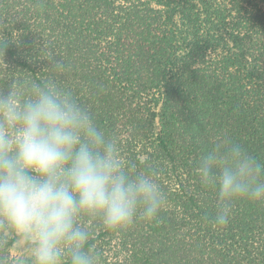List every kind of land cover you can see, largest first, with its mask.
<instances>
[{
  "label": "trees",
  "instance_id": "obj_1",
  "mask_svg": "<svg viewBox=\"0 0 264 264\" xmlns=\"http://www.w3.org/2000/svg\"><path fill=\"white\" fill-rule=\"evenodd\" d=\"M53 77L167 194L152 223L96 222L101 264H264V204L213 228L217 191L196 173L223 134L264 161V0H0V89ZM16 242L0 227L3 264Z\"/></svg>",
  "mask_w": 264,
  "mask_h": 264
},
{
  "label": "clouds",
  "instance_id": "obj_2",
  "mask_svg": "<svg viewBox=\"0 0 264 264\" xmlns=\"http://www.w3.org/2000/svg\"><path fill=\"white\" fill-rule=\"evenodd\" d=\"M49 70L58 77L68 67L61 59ZM54 77L0 89V227L27 246L30 264H101L96 222L112 233L152 223L167 194L154 171L132 172L120 138L106 136ZM196 173L217 191L213 228L229 224L237 201L264 204V161L231 134L214 139Z\"/></svg>",
  "mask_w": 264,
  "mask_h": 264
},
{
  "label": "rangeland",
  "instance_id": "obj_3",
  "mask_svg": "<svg viewBox=\"0 0 264 264\" xmlns=\"http://www.w3.org/2000/svg\"><path fill=\"white\" fill-rule=\"evenodd\" d=\"M13 254L20 264H30V251L22 242L17 240L13 248Z\"/></svg>",
  "mask_w": 264,
  "mask_h": 264
}]
</instances>
